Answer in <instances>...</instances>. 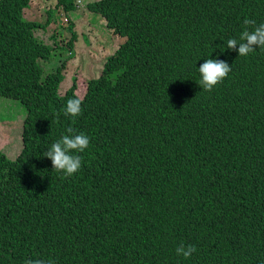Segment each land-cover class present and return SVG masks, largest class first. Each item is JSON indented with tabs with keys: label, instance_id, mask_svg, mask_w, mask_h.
I'll return each mask as SVG.
<instances>
[{
	"label": "trees",
	"instance_id": "trees-1",
	"mask_svg": "<svg viewBox=\"0 0 264 264\" xmlns=\"http://www.w3.org/2000/svg\"><path fill=\"white\" fill-rule=\"evenodd\" d=\"M27 5L0 0V99L25 112L20 152L0 150V264H264V48H227L245 19L264 23V0L86 2L123 41L77 117L64 114L77 79L58 93L63 64ZM209 58L232 69L210 92ZM68 128L90 139L72 176L43 156ZM181 243L197 251L178 256Z\"/></svg>",
	"mask_w": 264,
	"mask_h": 264
},
{
	"label": "rangeland",
	"instance_id": "rangeland-1",
	"mask_svg": "<svg viewBox=\"0 0 264 264\" xmlns=\"http://www.w3.org/2000/svg\"><path fill=\"white\" fill-rule=\"evenodd\" d=\"M88 1L74 0L75 8L66 11L57 6L55 0H28V5L23 9L25 18L42 24L33 30V35L51 48L50 53L54 54L51 63L63 64L60 69L62 78L57 83L59 94L72 87V77L77 79V96L85 94L88 79L99 75L104 58L123 41V37L115 36L102 25L103 18L98 13L87 9ZM49 10L50 14L47 12ZM70 41L72 48L67 45ZM39 63L44 72L50 71L49 60ZM16 102L19 105L12 98L0 99V150L10 159H14L22 147L25 112Z\"/></svg>",
	"mask_w": 264,
	"mask_h": 264
},
{
	"label": "clouds",
	"instance_id": "clouds-1",
	"mask_svg": "<svg viewBox=\"0 0 264 264\" xmlns=\"http://www.w3.org/2000/svg\"><path fill=\"white\" fill-rule=\"evenodd\" d=\"M256 22L251 19H245V26H254L253 30L249 31L246 27L239 36V39L232 38L227 41V48L237 50L238 55L246 57L253 53L257 47L264 48V23L255 26ZM201 79L198 81L199 86L205 91H212V89L223 81L231 72V66L228 62L221 59H206L199 67ZM76 98L68 99L65 115L77 117L81 114L82 99L85 94L77 96L75 89L73 91ZM67 134L63 135L61 139L52 143L50 148L43 153L52 164L53 170L61 172L65 176H72L77 173L82 166V157L73 153H82L88 148L90 139L84 133H75L74 129L68 128ZM197 249L194 245L185 246L181 243L176 248V254L183 256L185 259L190 258ZM25 264H55L51 259L45 260L41 258L29 259Z\"/></svg>",
	"mask_w": 264,
	"mask_h": 264
}]
</instances>
